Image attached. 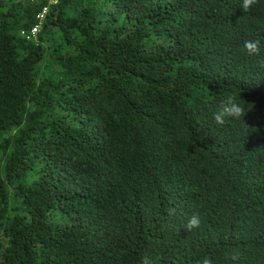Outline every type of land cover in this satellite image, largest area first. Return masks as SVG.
I'll return each instance as SVG.
<instances>
[{
  "label": "trees",
  "instance_id": "trees-1",
  "mask_svg": "<svg viewBox=\"0 0 264 264\" xmlns=\"http://www.w3.org/2000/svg\"><path fill=\"white\" fill-rule=\"evenodd\" d=\"M43 4L0 0V264H264V0Z\"/></svg>",
  "mask_w": 264,
  "mask_h": 264
},
{
  "label": "clouds",
  "instance_id": "clouds-1",
  "mask_svg": "<svg viewBox=\"0 0 264 264\" xmlns=\"http://www.w3.org/2000/svg\"><path fill=\"white\" fill-rule=\"evenodd\" d=\"M259 0H241L240 8L243 12H247L251 7L256 5ZM243 50L249 56H258L261 53V42L259 40H246L243 43ZM245 111L244 108L238 103L233 96H228L222 104L217 112L214 114V120L216 124L223 125L227 118L238 119L241 116H244ZM174 212V210H170V214ZM200 226V217L196 214H193L185 225L186 231H191ZM235 259V258H234ZM142 264H151V262L145 257L142 261ZM200 264H213L211 257H204Z\"/></svg>",
  "mask_w": 264,
  "mask_h": 264
},
{
  "label": "built area",
  "instance_id": "built-area-1",
  "mask_svg": "<svg viewBox=\"0 0 264 264\" xmlns=\"http://www.w3.org/2000/svg\"><path fill=\"white\" fill-rule=\"evenodd\" d=\"M30 2H42L43 7L41 8V12L37 15V20L38 23L25 35V38L27 40H31L34 39L38 33V30L40 28V25L44 19V15H46V13L48 12L49 7H51L52 5L57 4L58 0H28Z\"/></svg>",
  "mask_w": 264,
  "mask_h": 264
}]
</instances>
